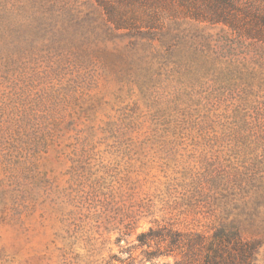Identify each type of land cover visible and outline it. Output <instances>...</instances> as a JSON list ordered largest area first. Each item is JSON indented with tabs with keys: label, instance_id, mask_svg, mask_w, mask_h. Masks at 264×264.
Masks as SVG:
<instances>
[{
	"label": "trees",
	"instance_id": "obj_1",
	"mask_svg": "<svg viewBox=\"0 0 264 264\" xmlns=\"http://www.w3.org/2000/svg\"><path fill=\"white\" fill-rule=\"evenodd\" d=\"M93 1L111 35L123 30L131 38L126 49L103 46L105 38L89 33L63 0H35L39 18L24 35L0 10L10 44L0 48V220L23 225L49 203L72 237L70 226L81 219L60 207L54 170L42 162L53 146L58 158L74 148L77 166L65 174L75 182L63 192L78 208L89 194L82 195V179L96 174L91 163L103 142L128 160L146 158L149 149L165 151L160 158L169 161L179 147H203L201 166L175 163V180L222 211L205 228L168 221L140 233L145 255H172L173 264H255L264 242V0ZM190 21L226 30L213 37L183 28ZM81 70L113 74L115 101L89 93L91 80L86 90L76 76ZM102 108L108 121L99 127Z\"/></svg>",
	"mask_w": 264,
	"mask_h": 264
},
{
	"label": "rangeland",
	"instance_id": "obj_2",
	"mask_svg": "<svg viewBox=\"0 0 264 264\" xmlns=\"http://www.w3.org/2000/svg\"><path fill=\"white\" fill-rule=\"evenodd\" d=\"M34 1L0 0V10L7 12L4 14L5 20L17 23L23 32L29 30L28 25H32L33 21L39 18L36 12L34 13L35 8L31 9ZM63 1L77 8L73 14L79 15L81 20H86L85 25L90 30L89 33L93 32L105 38L103 46L118 50L128 47L131 38L124 36L123 30H115L113 35L110 34L103 11L95 1ZM22 6L24 8H21ZM66 18L68 19V15L59 20L60 30L66 27ZM4 26L6 23L0 20V48L10 45L9 31ZM182 26L213 37L226 30L220 25L211 27L192 21ZM159 46L158 41L153 43L154 48ZM44 67L45 64L38 69L39 76L44 75ZM77 75L79 81H85L86 90L92 87L89 93L95 96L105 95L109 101H115L114 93L118 83L113 74L104 71L88 74L81 70ZM90 80L92 86L88 87ZM127 92L125 89L122 92L124 99H128ZM3 99L8 100L7 97ZM141 107L146 110L143 103ZM103 108L96 119L99 127L108 121L105 113L109 112V108ZM113 116L116 117L114 113ZM148 126L149 123H145L143 130ZM97 135L99 139L103 134L99 131ZM68 136L74 137L75 132L70 131ZM138 137L139 140L142 139V135ZM107 144L108 142H103L97 146V155L91 163L93 173L96 174L90 179H82L87 182L82 195H85L87 190L89 194L79 208L71 204L63 192L64 187L75 182V179L72 180L74 175L65 174L67 169L77 166L72 159L75 158L72 154L74 148L67 149L59 158L58 149L55 146L50 148L47 158L42 162L54 170L50 175L59 184L55 196H59L62 201L60 207L65 212L74 210L73 218L81 220L77 221V226H70L71 238H66L65 224L69 222L62 223L56 219V212L49 203L39 206L35 213L25 217L23 225L0 220V264H62L63 260H66V264H108L111 256H116L112 264H173L176 260L172 255L147 258L145 252L148 246L140 242L139 234L168 221L177 223L179 227L205 228L213 223L215 213L222 211L212 197L201 198L194 190L183 188L175 180V177H181L174 169L175 163L187 168L201 166V157L207 149L179 147L176 157L169 161L160 158L165 151L147 149L143 151L147 153L146 158L140 156L128 160L121 158V153ZM77 152L79 151H75L76 154ZM96 181L101 186L96 184ZM92 182L94 184L91 189L88 185ZM210 193L212 192L207 190V194ZM8 256H14V261ZM255 264H264V242Z\"/></svg>",
	"mask_w": 264,
	"mask_h": 264
}]
</instances>
